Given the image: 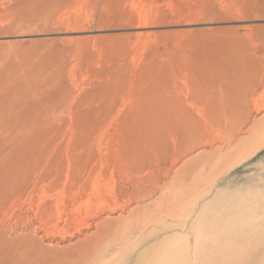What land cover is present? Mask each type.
<instances>
[{"label":"rangeland","instance_id":"rangeland-1","mask_svg":"<svg viewBox=\"0 0 264 264\" xmlns=\"http://www.w3.org/2000/svg\"><path fill=\"white\" fill-rule=\"evenodd\" d=\"M143 261L264 264V0H0V264Z\"/></svg>","mask_w":264,"mask_h":264},{"label":"bare ground","instance_id":"bare-ground-1","mask_svg":"<svg viewBox=\"0 0 264 264\" xmlns=\"http://www.w3.org/2000/svg\"><path fill=\"white\" fill-rule=\"evenodd\" d=\"M237 41V40H236ZM209 60V59H208ZM238 60V59H237ZM217 77V76H216ZM262 77V76H261ZM212 78V77H211ZM245 78V77H244ZM221 81V80H220ZM218 83V82H217ZM224 83V82H223ZM253 94V93H252ZM245 97H246V95H245ZM261 107V106H260ZM257 110V109H256ZM214 119V118H213ZM222 125V124H221ZM137 165V164H136ZM18 174V173H17ZM234 179V178H233ZM237 185V184H236ZM232 187V186H231ZM237 187V186H236ZM246 189V188H245ZM237 192V191H236ZM232 195V194H231ZM234 195V194H233ZM229 196V195H228ZM214 209V208H213ZM216 209V208H215ZM211 211V210H210ZM220 211V210H219ZM217 213V212H216ZM221 213V212H220ZM206 214V213H205ZM205 217V216H204ZM137 264H144V261L143 262H141V263H137Z\"/></svg>","mask_w":264,"mask_h":264}]
</instances>
